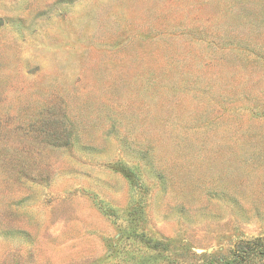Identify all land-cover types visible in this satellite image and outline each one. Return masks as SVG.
Here are the masks:
<instances>
[{
	"label": "rangeland",
	"instance_id": "1",
	"mask_svg": "<svg viewBox=\"0 0 264 264\" xmlns=\"http://www.w3.org/2000/svg\"><path fill=\"white\" fill-rule=\"evenodd\" d=\"M264 264V0H0V264Z\"/></svg>",
	"mask_w": 264,
	"mask_h": 264
},
{
	"label": "trees",
	"instance_id": "2",
	"mask_svg": "<svg viewBox=\"0 0 264 264\" xmlns=\"http://www.w3.org/2000/svg\"><path fill=\"white\" fill-rule=\"evenodd\" d=\"M248 248H241V250H235L233 257H234V264H243L244 260L249 256L250 252L247 250Z\"/></svg>",
	"mask_w": 264,
	"mask_h": 264
}]
</instances>
